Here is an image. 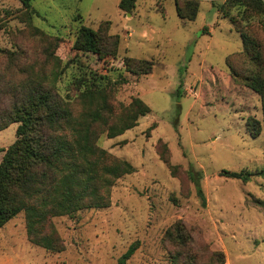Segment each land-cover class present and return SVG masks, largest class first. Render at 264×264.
<instances>
[{
  "label": "rangeland",
  "instance_id": "1",
  "mask_svg": "<svg viewBox=\"0 0 264 264\" xmlns=\"http://www.w3.org/2000/svg\"><path fill=\"white\" fill-rule=\"evenodd\" d=\"M250 2L136 0L124 11L119 0H32L29 8L0 0L6 79L18 82L23 75L15 68L30 63L38 72L54 68L64 96L73 93L75 77L92 70L110 83L99 104L111 105L109 122L127 116L134 98L149 108L134 127L111 138L102 131L96 140L134 167L111 187L110 205L51 218L44 231L61 240V251L31 243L20 212L0 228V264H118L133 243L126 264H221L215 252L223 264H264V95L245 82L253 73L264 80V0L261 8ZM82 24L101 31L100 55L72 49ZM241 34L258 47L242 50ZM84 106L73 103L76 112ZM17 125L0 130V160ZM222 170L254 175L244 182Z\"/></svg>",
  "mask_w": 264,
  "mask_h": 264
},
{
  "label": "trees",
  "instance_id": "2",
  "mask_svg": "<svg viewBox=\"0 0 264 264\" xmlns=\"http://www.w3.org/2000/svg\"><path fill=\"white\" fill-rule=\"evenodd\" d=\"M31 1L21 0L26 8L31 6ZM135 1L119 0L118 7L131 11ZM249 1L259 8L263 5L261 0ZM177 13L181 16L178 8ZM194 14L190 19L195 17ZM75 18L81 20V15L77 14ZM107 38L111 39V36ZM241 39L242 50L246 52L258 47L257 42L246 34H241ZM102 46L101 31L83 24L78 27L72 44L74 51L100 55ZM111 46L115 50L117 40ZM230 55L226 56V60ZM5 56L9 58L7 54ZM11 60L14 61V57L8 64H12ZM133 60L137 64L147 63L141 59L126 58V61ZM3 69L0 65V130L11 123L18 125L15 141L4 150L0 160V228L24 212L28 240L48 250L61 251V240L53 231H44L49 220L57 216H72L84 209L108 207L111 187L116 180L134 171L128 161L112 156L96 144L99 134L106 131L107 137L111 138L123 133L134 127L138 117L145 115L149 108L141 99L134 98L129 104L131 111L127 116L119 122H109L104 113L111 111V105H99L101 98L105 101L108 98L109 90L106 89L110 83L107 76L92 70L83 72L74 78L73 93L62 96L55 88L58 74L53 71L54 68L45 73L44 70L36 71L31 63L18 66L15 69L23 75L18 82L6 79ZM150 69L149 66L138 71L146 74ZM245 82L255 92L264 95V80L259 73L245 77ZM78 101L86 104L80 112L73 108V103ZM93 104L96 106L92 107ZM255 124L256 121L252 124L253 135L258 132ZM100 125L105 128L98 131L96 128ZM163 160L167 162V158ZM169 168L174 175L176 166L169 165ZM186 173L204 203L199 174L191 167ZM221 173L244 182L254 175L249 171L222 170ZM258 204L264 212V201H258ZM136 248L137 243L131 244L118 264H126ZM215 255L223 264L221 252H215Z\"/></svg>",
  "mask_w": 264,
  "mask_h": 264
}]
</instances>
